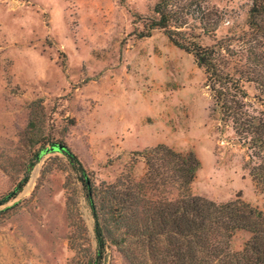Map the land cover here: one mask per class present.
Listing matches in <instances>:
<instances>
[{"label":"rangeland","instance_id":"1","mask_svg":"<svg viewBox=\"0 0 264 264\" xmlns=\"http://www.w3.org/2000/svg\"><path fill=\"white\" fill-rule=\"evenodd\" d=\"M158 1L0 0V264H140L124 245L99 252L84 181H139L137 153L157 144L199 159L192 194L240 195L264 211L203 68L168 38L223 47L236 76L253 39L251 0H173L167 28H150ZM248 238L237 231L231 249Z\"/></svg>","mask_w":264,"mask_h":264},{"label":"trees","instance_id":"2","mask_svg":"<svg viewBox=\"0 0 264 264\" xmlns=\"http://www.w3.org/2000/svg\"><path fill=\"white\" fill-rule=\"evenodd\" d=\"M172 1L159 0L155 4L158 18L150 28H167L176 15L167 9ZM248 26L253 39L245 49L243 63L235 69L236 76L228 70L235 64L223 47L185 44L174 37L175 30L171 29L168 38L192 52L203 68L205 86L220 124L230 126L237 143L246 149L249 175L264 193V0H251ZM238 57L241 56L236 52ZM244 81L254 84L255 94L248 93ZM137 155L146 165L139 181L124 185L117 180L99 186L84 181L100 253L109 241L124 245L122 252L130 261L143 257L140 264H150L147 256L159 264H264L262 209L240 195L217 203L192 194L190 184L200 167L192 151L183 153L157 144ZM172 191L175 197L168 198ZM237 231L247 232L249 238L241 250L233 251L231 240ZM117 232L121 233L116 235ZM135 247L138 256L132 252Z\"/></svg>","mask_w":264,"mask_h":264}]
</instances>
